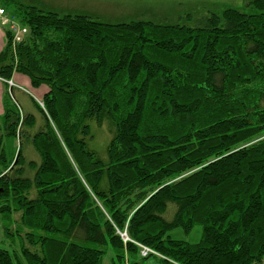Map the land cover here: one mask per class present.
Returning <instances> with one entry per match:
<instances>
[{
	"label": "trees",
	"instance_id": "16d2710c",
	"mask_svg": "<svg viewBox=\"0 0 264 264\" xmlns=\"http://www.w3.org/2000/svg\"><path fill=\"white\" fill-rule=\"evenodd\" d=\"M249 5L191 28L2 4L28 32L4 33L0 78L48 91L38 132L8 98L0 117V264H264V0ZM198 226L197 244L170 236Z\"/></svg>",
	"mask_w": 264,
	"mask_h": 264
},
{
	"label": "rangeland",
	"instance_id": "374dc122",
	"mask_svg": "<svg viewBox=\"0 0 264 264\" xmlns=\"http://www.w3.org/2000/svg\"><path fill=\"white\" fill-rule=\"evenodd\" d=\"M8 0H0V8L6 10L2 4ZM26 7H35L46 12H54L59 15H87L103 23H122L131 21H151L164 25H184L187 27H203L206 20L214 14L226 9H237L247 14H258L259 12L249 5L250 0H10ZM10 10H12L10 8ZM8 13V11L6 10ZM15 22L20 25L16 17ZM0 28L4 31L10 29L3 26L0 21ZM10 32V31H9ZM27 34H25L26 36ZM24 36V37H25ZM5 38V37H4ZM8 87H12V83ZM35 92V91H34ZM39 95V92H35ZM10 104L16 105L12 94L7 95ZM43 103V102H42ZM44 106V105H43ZM93 139L89 142L90 147L98 155L105 159L107 157V146L113 137V128L108 121L100 126L90 122ZM19 138V131H18ZM19 142V140H18ZM36 160L39 157L36 155ZM172 208V207H171ZM173 209V208H172ZM123 239L127 237L122 233ZM174 240L184 241L189 244H197L201 240L202 229L196 227L190 234L183 230H175L170 234ZM3 231L0 226V248L3 245ZM128 241V240H127ZM126 241V242H127ZM125 242V241H124ZM142 252V250H141ZM110 263L109 257L105 260ZM147 264H155L151 259Z\"/></svg>",
	"mask_w": 264,
	"mask_h": 264
},
{
	"label": "crops",
	"instance_id": "0c3cea01",
	"mask_svg": "<svg viewBox=\"0 0 264 264\" xmlns=\"http://www.w3.org/2000/svg\"><path fill=\"white\" fill-rule=\"evenodd\" d=\"M4 37V31L0 28V53L5 45ZM10 82L12 83V87H8L10 84L0 78V117L4 115L5 105L6 102H8L7 95L10 92L16 101V107L21 114V123L26 117H34L35 127L32 129V134L38 132L43 126L42 124H44V118L38 109V105L43 104L42 101L48 91L47 88H33L29 78L18 73L13 75ZM34 91L39 92V95H36Z\"/></svg>",
	"mask_w": 264,
	"mask_h": 264
},
{
	"label": "built area",
	"instance_id": "2783aa9c",
	"mask_svg": "<svg viewBox=\"0 0 264 264\" xmlns=\"http://www.w3.org/2000/svg\"><path fill=\"white\" fill-rule=\"evenodd\" d=\"M0 21L3 26L8 27L12 35V44L13 48H15L18 44H20L25 36L27 34V29L22 27L21 25L17 24L13 17H10L6 10L3 8H0ZM43 107V104H40ZM122 238L124 235H121ZM125 242L128 240V237L123 239ZM153 252L150 249H147L145 247H142V256L147 257L149 254H152Z\"/></svg>",
	"mask_w": 264,
	"mask_h": 264
}]
</instances>
